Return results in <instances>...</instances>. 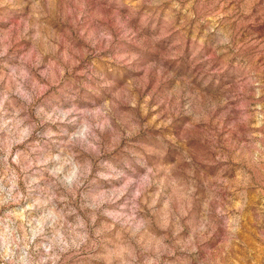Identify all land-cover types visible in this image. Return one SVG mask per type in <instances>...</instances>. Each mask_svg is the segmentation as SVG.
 <instances>
[{"label":"rangeland","instance_id":"rangeland-1","mask_svg":"<svg viewBox=\"0 0 264 264\" xmlns=\"http://www.w3.org/2000/svg\"><path fill=\"white\" fill-rule=\"evenodd\" d=\"M239 7L0 0V245L11 213L44 264H264V24Z\"/></svg>","mask_w":264,"mask_h":264},{"label":"clouds","instance_id":"clouds-1","mask_svg":"<svg viewBox=\"0 0 264 264\" xmlns=\"http://www.w3.org/2000/svg\"><path fill=\"white\" fill-rule=\"evenodd\" d=\"M237 4H240V7L238 9H235L230 19H236L240 23H248V22H257L260 24H264V3H261L260 0H243V3H241V0H236ZM252 6H256V14L255 17H252L251 21H248L245 19V17L250 15V8ZM235 7V6H234ZM247 44V41L244 42ZM244 45L239 44L238 41L233 40V32L227 31V32H221L218 33V38L213 46V50L217 55H220L222 53H228L231 49H236V51H239L241 47ZM261 48H264V44L260 45ZM7 54V49L4 51H0V56H4ZM174 58V57H173ZM211 67V66H209ZM170 71L173 78L177 76V70L176 68L169 67L167 69ZM208 69H205V72H207ZM187 83H191L190 77H183ZM203 78V77H201ZM209 81H204V86H207ZM218 83V81H217ZM163 102V101H161ZM159 106V105H157ZM72 109H69L71 111ZM191 112V104L190 102H187V106L181 108L178 112L175 113V115H189ZM168 124L172 123V119L167 120ZM49 136L53 135V133L49 132ZM20 140H16L15 143H20ZM5 152L6 155L4 157L5 160H7L8 154H10V144L8 142H5ZM22 154L17 152V163L19 164V157ZM25 159H27L25 157ZM55 159H58V157H55ZM32 164L31 161H29L26 165L21 167L22 172H27L29 168H31ZM61 169L57 168L52 173L54 176L60 172ZM88 168L85 167L84 172L87 173ZM76 170L72 171L68 176L65 177V181L67 182L68 191L71 192V185L73 181L76 179ZM10 187L7 188V194L3 199H0V204H7L9 202L16 203L19 199L22 198L18 186H17V176L15 172L12 173L11 179L9 181ZM32 183H35L33 180ZM15 190V195L13 194ZM191 191H194V189H190ZM4 188L0 186V192H3ZM64 197H61L63 199ZM11 213L7 214L5 227L3 229V235H2V245H0V261L3 262V264H44L43 260L40 261H33L29 259V253H28V247L36 239L38 235L43 231L42 228L33 229L31 232V235H28L27 233L23 232L24 225H15L9 227V225H14L15 222L11 220ZM19 230V231H18ZM81 243L83 242V238H81ZM36 248L42 247V245H35ZM70 247H79V243L76 241H73L72 244L64 243L61 239L60 245H59V253L63 254L65 252L69 251ZM19 250V254L18 251ZM52 247L48 246L45 248L46 252H51ZM18 255V259L16 258ZM54 262L56 260L60 259V255H55L49 257ZM70 259V257H69Z\"/></svg>","mask_w":264,"mask_h":264}]
</instances>
